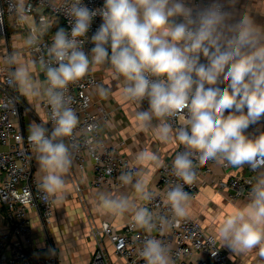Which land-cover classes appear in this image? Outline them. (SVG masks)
Here are the masks:
<instances>
[{
	"label": "clouds",
	"instance_id": "clouds-1",
	"mask_svg": "<svg viewBox=\"0 0 264 264\" xmlns=\"http://www.w3.org/2000/svg\"><path fill=\"white\" fill-rule=\"evenodd\" d=\"M237 2L211 0L200 6L188 0H104L102 8L90 9L82 0H63L70 30L57 28L47 45L43 37L50 30V18H33L30 0H8L17 26L27 34L0 67L18 93L0 99V107L16 111L23 97L48 110L47 120L29 123L27 135L41 174L37 188L46 204L59 205L67 198L76 152L82 147L91 154L104 149L97 135L101 125L79 127L69 94V85L103 67L118 82L122 103L133 107L137 131L183 150L172 160L169 171L175 179L163 192L148 179L151 169L162 166L160 155L148 148L136 152L118 177L131 195L97 192V212L129 218L134 230L146 234L138 250L145 264H176L171 244L152 233L164 236L188 218L193 197L185 185L196 183L198 165L213 161L247 166L256 175L249 181L246 202L233 206L210 242L219 241L234 254L258 250V264H264V132L246 134L250 125L264 118V24L256 19L264 14L254 11L252 4L237 11ZM98 15L102 23L86 53L87 33ZM44 49L46 54L38 59L25 56V51ZM95 94L107 99L111 89L99 85ZM144 101L148 108L141 111ZM158 199L162 210L151 211L142 203Z\"/></svg>",
	"mask_w": 264,
	"mask_h": 264
},
{
	"label": "built area",
	"instance_id": "built-area-1",
	"mask_svg": "<svg viewBox=\"0 0 264 264\" xmlns=\"http://www.w3.org/2000/svg\"><path fill=\"white\" fill-rule=\"evenodd\" d=\"M33 11L32 16L39 19L41 15L50 18V28L57 19L63 22V28L70 30L69 17L62 11L63 0H30ZM211 0H193L192 5L204 6ZM82 3L90 9L102 8L104 0H82ZM55 5V7H53ZM61 8V11H56ZM8 18L11 19L12 29H27L18 27L15 22V15L8 9V0H0V67H3V59L12 52L8 43ZM102 18L98 15L93 19L89 32L88 40L84 44V51L90 52L94 46L91 43V36L99 28ZM55 31L48 32L43 37V43L50 45ZM81 40L85 38L81 37ZM26 53L33 59H38L43 52ZM201 62H205L201 58ZM98 81L91 73L76 84L69 85V94L73 97V108L76 110L80 119L79 127H85L93 122L101 123L107 119L108 113L100 103H95L92 98L91 90L97 85ZM221 88L224 85H220ZM18 96L17 91L10 87L5 75L0 74V99ZM148 108L147 101L142 103ZM26 108L25 102L19 99L16 104V111L7 107H0V204L5 221L8 224V231L0 235V264H58L56 250L49 244L44 248H33L31 232L30 210L39 211L43 224L49 223L53 213L54 204H46L41 199L38 191V179L32 172V162L30 152L31 146L27 140L28 132H25L18 123L22 109ZM47 117V109L44 108ZM227 115V111L225 113ZM51 130V122L47 125ZM264 132V118L257 124L250 125L246 130L249 136H257ZM98 137L104 142V149L91 154L87 148L82 147L74 154V163L80 170L84 169L87 161H91L93 176L90 186L94 188L122 187L118 179L122 171L126 170V165L132 163V159L121 151L119 144L107 143L100 131ZM183 150V146L175 147L171 158L162 162L158 168V178L155 188L163 192L168 187V182L175 178L170 175V166L175 154ZM218 165L222 168L223 174L218 179L214 176V167ZM198 179L193 185H185L193 199L197 197L202 187L211 184L216 192L225 193L229 200H243L246 202L247 193L250 190L249 181L256 175L250 167L247 173L242 174L233 171L231 166L217 164L208 161L203 165H198ZM75 191L81 194L82 186L75 182ZM151 211L163 209L162 202L158 199L151 203L142 202ZM161 205L157 209V204ZM145 233L134 230L129 220L125 223L120 232L114 231L113 226L107 220L100 222L99 228L95 232L97 245L93 256L88 264H108L107 257L102 247V239L107 237L112 244L115 255L123 258L127 264H145L139 256L138 250L141 242L145 238ZM153 236L171 244L173 257L176 264H239L231 259L227 251L219 241L213 245L210 240L215 235L211 233L198 218L188 216L164 236L159 232H153ZM54 250V251H53ZM179 253V255H177ZM215 253V254H214Z\"/></svg>",
	"mask_w": 264,
	"mask_h": 264
},
{
	"label": "crops",
	"instance_id": "crops-1",
	"mask_svg": "<svg viewBox=\"0 0 264 264\" xmlns=\"http://www.w3.org/2000/svg\"><path fill=\"white\" fill-rule=\"evenodd\" d=\"M193 0H188L192 5ZM252 4L254 11L264 14V0H238L236 4L237 11L242 10L245 6ZM34 18V17H33ZM257 22L264 24V16L257 15ZM11 19L8 18V35L12 51L19 48L22 36L27 32L23 29L13 30L11 27ZM8 42V43H9ZM26 58H32L25 51ZM97 79V85L91 90L92 98L95 103H100L105 107L108 113L107 119L101 121V135L107 143L119 144L121 151L124 152L131 159L133 155L148 148L151 151L157 152L160 155L161 161H167L171 158L175 146L164 145L156 140L152 133H143L137 131L133 118V107L122 103L119 96L118 82L111 78L109 72L105 68H98L92 73ZM36 77L39 80H44V74L37 72ZM103 85L111 89V94L107 99H102L95 94L97 86ZM26 104V108L22 109L18 123L25 132H28V125L32 120L40 122L46 120V114L43 106L31 103L20 97ZM27 109V110H26ZM141 111L147 110V107L141 105ZM107 122V126L105 125ZM32 172L38 179L41 175L39 172L37 161L31 151ZM233 171L245 174L247 173V166L243 168L232 167ZM223 170L220 166L214 167V176L220 178ZM93 176L91 161H87L84 169L80 170L73 162V166L68 174V195L62 204H54V213L49 223L43 224L39 211L35 209L30 210L31 216V232L33 239V248H44L51 245L57 253L58 264H88L91 259L93 247L95 248L94 240L86 245L85 235L82 232L78 220L81 219L84 230L87 229L85 223V215L80 211V207L76 197L74 196L75 182L82 186L81 196L84 206L89 210V220L92 231L100 225V222L107 220L111 223L114 231L120 232L129 220V218H113L109 215H101L96 210V193L100 191H109L113 193L127 192L131 195V189L122 187L109 188L99 187L94 188L90 186ZM1 178V175H0ZM158 178V168L151 169L148 174L150 183L155 187ZM75 192V191H74ZM81 201V200H80ZM244 203L243 200H229L225 193L216 192L215 189L208 184L201 188L199 194L195 199H192L189 209V216L198 218L201 223L215 235L219 222L224 216L230 213L235 204ZM0 204V235L8 231V224L5 221ZM107 238V237H106ZM105 243H109L107 239ZM231 259H234L239 264H258L257 251L246 255L234 254L229 248L223 247ZM110 253L111 264H127L126 261L112 253L111 248L107 247Z\"/></svg>",
	"mask_w": 264,
	"mask_h": 264
},
{
	"label": "rangeland",
	"instance_id": "rangeland-1",
	"mask_svg": "<svg viewBox=\"0 0 264 264\" xmlns=\"http://www.w3.org/2000/svg\"><path fill=\"white\" fill-rule=\"evenodd\" d=\"M8 42H9V37H8ZM9 45H10V42H9ZM74 191H75V188H74ZM74 191H73V193H74V196L76 197V199L78 201V204H79V207H80V211L83 212L84 215H85V223H86L85 225H86L87 229L84 230L81 219H79L78 222H79V225H80V227L82 229V232L83 231L86 232V235H85L86 245L88 246L90 244V241L94 240V244L96 243L95 244V248H96L98 240H97V238L95 236V232H96L97 228H99V226L94 228L93 231H92V228L90 226V220H89V217H90L89 216V210H88V208L86 206H84L83 203H81V202H83L82 200L84 199V197L81 196L82 194H78L76 191L75 192ZM105 238L106 237H104L102 239V247H103L104 252L106 254L108 264H111V259H109L111 252L108 251L107 247L111 248L112 253H114V252H113L112 244L109 242L108 238H106V239L108 240L109 243H107V244L105 243V241H104ZM95 248L93 247V252L95 251ZM93 252L91 254V258L93 256Z\"/></svg>",
	"mask_w": 264,
	"mask_h": 264
},
{
	"label": "trees",
	"instance_id": "trees-1",
	"mask_svg": "<svg viewBox=\"0 0 264 264\" xmlns=\"http://www.w3.org/2000/svg\"><path fill=\"white\" fill-rule=\"evenodd\" d=\"M60 27H63V22H62L61 19H57V20L54 21L52 27L50 28V30L48 32L56 31L57 28H60Z\"/></svg>",
	"mask_w": 264,
	"mask_h": 264
}]
</instances>
